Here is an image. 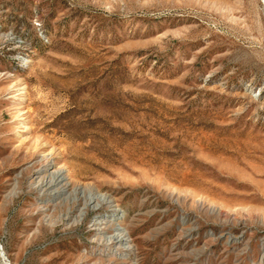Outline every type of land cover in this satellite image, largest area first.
<instances>
[{
    "label": "rangeland",
    "instance_id": "374dc122",
    "mask_svg": "<svg viewBox=\"0 0 264 264\" xmlns=\"http://www.w3.org/2000/svg\"><path fill=\"white\" fill-rule=\"evenodd\" d=\"M88 194L120 210L128 257ZM263 253L264 0H0V264Z\"/></svg>",
    "mask_w": 264,
    "mask_h": 264
},
{
    "label": "bare ground",
    "instance_id": "6f19581e",
    "mask_svg": "<svg viewBox=\"0 0 264 264\" xmlns=\"http://www.w3.org/2000/svg\"><path fill=\"white\" fill-rule=\"evenodd\" d=\"M68 186L69 184L63 170L48 172L37 184L38 190L45 193L48 200L50 199L51 201L66 196ZM81 193L83 194V191ZM87 206L93 210H97L101 206L108 208L107 213L99 215L92 220L91 230L104 243L111 246L110 254L112 256L128 257L132 249L124 229L119 224V220L122 218L121 212L114 207L112 200L106 195L88 194ZM107 231L110 232L109 235L105 234ZM259 264H264V253L260 256Z\"/></svg>",
    "mask_w": 264,
    "mask_h": 264
}]
</instances>
